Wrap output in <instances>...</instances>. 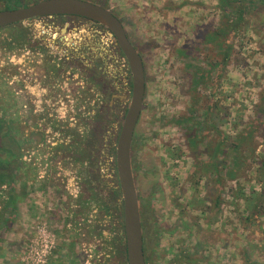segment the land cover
I'll list each match as a JSON object with an SVG mask.
<instances>
[{
  "label": "rangeland",
  "instance_id": "1",
  "mask_svg": "<svg viewBox=\"0 0 264 264\" xmlns=\"http://www.w3.org/2000/svg\"><path fill=\"white\" fill-rule=\"evenodd\" d=\"M107 8L145 65L132 168L145 221L157 231L148 263L264 264V0H107ZM21 32L0 29V120L19 151L12 182L0 189V264H118L123 231L103 210V192L117 182L106 168L115 166L132 93L124 58L112 104H42V121L23 119L22 135L4 110L18 104L3 102V57L20 48ZM36 122L41 131H32ZM89 186L96 198L84 204Z\"/></svg>",
  "mask_w": 264,
  "mask_h": 264
},
{
  "label": "flooded vegetation",
  "instance_id": "2",
  "mask_svg": "<svg viewBox=\"0 0 264 264\" xmlns=\"http://www.w3.org/2000/svg\"><path fill=\"white\" fill-rule=\"evenodd\" d=\"M18 26L23 29L19 38H15L20 48H12L17 52H7L3 57L6 61L3 102L18 104L15 112V108L7 106L4 110L8 114L6 119L18 117L20 134L26 131L27 122L23 119L42 121L45 114L40 108L42 104H112L119 98L116 93L120 92L122 53L107 28L78 16L43 17L9 27ZM30 28H38L40 32H32ZM14 55L23 63L15 64ZM124 63L128 68L125 58ZM124 80L132 82L130 72ZM2 125L4 134L10 137L11 128L4 121ZM41 126L36 122L31 129L41 131ZM105 152L107 157L114 155L111 145ZM106 171L108 174L115 171V166L109 163Z\"/></svg>",
  "mask_w": 264,
  "mask_h": 264
},
{
  "label": "water",
  "instance_id": "3",
  "mask_svg": "<svg viewBox=\"0 0 264 264\" xmlns=\"http://www.w3.org/2000/svg\"><path fill=\"white\" fill-rule=\"evenodd\" d=\"M52 16H78L107 28L126 60L132 93L115 146V171L123 204L127 264H146L140 204L132 168V145L146 97L143 58L112 10L87 0H42L29 6L0 10V29Z\"/></svg>",
  "mask_w": 264,
  "mask_h": 264
},
{
  "label": "trees",
  "instance_id": "4",
  "mask_svg": "<svg viewBox=\"0 0 264 264\" xmlns=\"http://www.w3.org/2000/svg\"><path fill=\"white\" fill-rule=\"evenodd\" d=\"M4 3V7L1 10H10L14 7H22V6H28L25 5L21 2V0H0ZM101 6L107 8V0H102L101 1ZM240 18V15H239ZM240 23V19H236L234 22H232V25H229L227 28V31H234L235 28H238ZM225 30V34L227 32ZM212 40H214V36L211 37ZM230 48V47H229ZM231 50V48H230ZM227 53V58H228ZM226 63V62H225ZM3 121L0 120V155L1 154H8L9 156L5 159H3L0 156V189L6 185L7 183L10 184L13 180V169L14 166L13 164L15 161L19 158V151L18 148L15 144L14 141L10 140V137H7L4 134V128H3ZM115 176L117 179V172L115 171ZM116 184L113 187H108L106 186L104 188V208L106 212H111L113 215L116 216L118 222V231H123L122 238L124 240V226H123V204H122V198H121V192L118 187V180H116ZM83 193L86 196V199L84 200V204H91L92 200L96 198L94 194V188L92 186H89L88 189L84 190ZM16 193L14 188L10 187V191L8 192V197H9V204L14 203L16 199ZM97 200V199H96ZM142 207L140 205V212H141V219H142V226H143V233H144V252H145V258H146V264L148 263L149 259V252L151 248H153V243H154V238L157 236V231L155 228V225L151 227L149 224H147V221H145L143 210H141ZM115 213V214H114ZM2 216H0V219ZM152 233V234H151ZM156 239V238H155ZM124 242V241H123ZM119 254V260L118 264H127V259H126V247L125 243L123 246L120 247V251H118ZM185 257V262H190L192 261V255L187 253L184 255Z\"/></svg>",
  "mask_w": 264,
  "mask_h": 264
},
{
  "label": "crops",
  "instance_id": "5",
  "mask_svg": "<svg viewBox=\"0 0 264 264\" xmlns=\"http://www.w3.org/2000/svg\"><path fill=\"white\" fill-rule=\"evenodd\" d=\"M39 182H40V181H38V180H37V181H33V185L35 186V185L39 184ZM22 188L24 189V185H22ZM27 188H29L28 185H27ZM39 188H40V187H39ZM23 189H22V190H23ZM38 190H41V189H38ZM37 211H39V210L37 209ZM33 213H34V212H33ZM34 214H35V213H34ZM24 215H25V213H24ZM30 215H31V217H32V214H30ZM30 215H29V216H30ZM25 237L27 238V235H25Z\"/></svg>",
  "mask_w": 264,
  "mask_h": 264
},
{
  "label": "built area",
  "instance_id": "6",
  "mask_svg": "<svg viewBox=\"0 0 264 264\" xmlns=\"http://www.w3.org/2000/svg\"><path fill=\"white\" fill-rule=\"evenodd\" d=\"M38 229H39V233H42V234H43V230H42L40 227H39ZM39 235H40V234H39ZM39 237L41 238V236H39ZM40 238H39V239H40ZM42 242H43L44 244H46L47 241H46V240H43Z\"/></svg>",
  "mask_w": 264,
  "mask_h": 264
}]
</instances>
